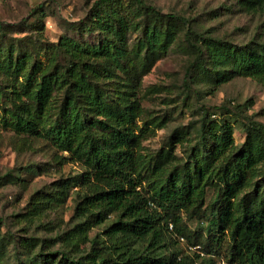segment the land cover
Instances as JSON below:
<instances>
[{
	"label": "trees",
	"instance_id": "16d2710c",
	"mask_svg": "<svg viewBox=\"0 0 264 264\" xmlns=\"http://www.w3.org/2000/svg\"><path fill=\"white\" fill-rule=\"evenodd\" d=\"M247 2L264 11V0ZM44 13L39 7L33 15ZM26 22L13 38L0 26V130L44 141L83 169L53 202L74 187L85 194L76 208L80 223L60 237L70 250L52 252L46 240L18 242L0 231V256L12 245L24 255L21 264H195L172 251L173 236L190 234L185 217H202L207 236L196 235L193 246L210 257L205 264H264V124L245 118L238 147L233 125L204 111L195 144L190 131L176 129L170 149L154 157L144 143L165 120L141 124L139 98L142 76L181 36L196 56L189 78L216 85L264 83V43L239 46L196 32L185 16L145 0H97L55 43L39 22L36 34L24 35ZM184 145L186 160L177 154ZM106 223L89 253L69 252Z\"/></svg>",
	"mask_w": 264,
	"mask_h": 264
},
{
	"label": "rangeland",
	"instance_id": "374dc122",
	"mask_svg": "<svg viewBox=\"0 0 264 264\" xmlns=\"http://www.w3.org/2000/svg\"><path fill=\"white\" fill-rule=\"evenodd\" d=\"M96 1L0 0V26L8 28L13 38L18 36L16 30L24 20H27V27L20 30L24 28L21 32L29 36L36 34L34 26L39 22L44 26V39L55 43L69 33V24L87 18ZM145 1L164 12L185 16L192 29L210 37L239 46L264 43V11L251 9L247 0ZM39 7L45 13L34 17L33 12ZM195 60V54L181 36L142 76L139 87L143 107L141 124L152 119L165 120L166 124L164 128L156 129V135L144 143L146 152L154 157L159 151L170 149V138L176 129L190 131L188 138L195 144L204 111L212 114L215 121L233 125L238 147L246 140L245 118L264 124V83L236 78L216 85L200 75L192 80L189 71ZM187 148L189 145L177 147V154L183 160L187 158L184 154ZM61 156L44 141L0 130V231L7 238L18 242L32 238L46 240L52 252L71 249L60 237L80 223L76 208L85 190L74 187L67 199L62 197L57 203L51 200V195L66 180L82 174L83 169L77 164L61 161ZM213 197L214 192L210 191L208 201ZM34 210L36 216H33ZM183 222L190 231V239L185 238L189 235H174L172 251L190 258L195 264H205L210 257L199 255L193 243L196 235L204 233L207 236L208 221L202 217L187 221L185 217ZM108 224L94 228L88 239L81 242L79 250L69 252L74 256L89 253ZM2 258L3 264L25 261L22 251L13 249L12 245ZM215 260L225 264L222 258Z\"/></svg>",
	"mask_w": 264,
	"mask_h": 264
}]
</instances>
